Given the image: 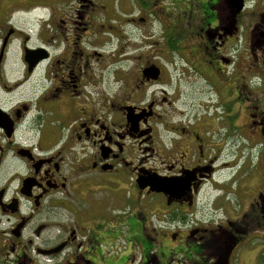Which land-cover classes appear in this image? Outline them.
<instances>
[{"label":"flooded vegetation","instance_id":"flooded-vegetation-1","mask_svg":"<svg viewBox=\"0 0 264 264\" xmlns=\"http://www.w3.org/2000/svg\"><path fill=\"white\" fill-rule=\"evenodd\" d=\"M160 4L1 0L0 264H238L264 240V0H175L179 33H136ZM151 37L190 43L204 104L176 106L161 67L136 56ZM229 127L255 138L260 167L237 215L206 222L241 168L224 163Z\"/></svg>","mask_w":264,"mask_h":264},{"label":"rangeland","instance_id":"rangeland-1","mask_svg":"<svg viewBox=\"0 0 264 264\" xmlns=\"http://www.w3.org/2000/svg\"><path fill=\"white\" fill-rule=\"evenodd\" d=\"M15 1V0H10ZM19 1V0H17ZM161 4V13L159 15H153L148 18V21L142 26V30L139 31L138 29L135 30L136 33H150L151 35H156L157 32H164L169 34H176L180 31L178 27L180 24H177L176 22V11L174 5H171L169 0H160ZM1 2V0H0ZM121 8V2L119 4ZM153 9L151 6H148ZM149 8H146L148 10ZM159 7L155 8V11L158 10ZM132 9V12L130 14H133V17L138 13V7L136 4H134V9L131 7L130 11ZM169 11V15H172V17L169 18V16L165 15L167 14L166 11ZM45 9L42 7H39L33 12H30L28 14L22 13L18 15L17 21L15 23H18V26H21L22 28H30L29 23L35 24V19L37 17L44 15ZM106 23V22H104ZM108 24V23H106ZM112 26V25H109ZM175 37V36H174ZM147 41H149L152 46L146 48L144 51H142L140 54H136V56H141V59L144 61L145 64H148L149 62L156 63L161 67L162 73H163V83H166L165 89L168 93H171L173 89V86H176V92L174 93V98L178 99V102L176 106H180L181 102H185V107L189 108H198V106H201L204 104L206 100V96H203L201 94V91H205L204 89V79L200 76V74H195V70L202 71L203 66L201 63L200 65L196 62V57L188 50L186 49L189 47L190 43L185 42L182 39H178L176 42H174L178 47L175 50H170L168 48L164 49L161 47V44L159 43L160 40H156V38H150ZM161 49V52H158V50ZM12 53L9 55V59L14 58L17 53V49L15 46L11 47ZM116 57L111 58V61H114ZM139 62V61H138ZM142 63V62H140ZM137 61L134 59H130L127 61L126 71L128 72L131 68H137L136 66ZM15 68V67H13ZM115 79V76H114ZM112 78H110V83H113ZM128 79V78H127ZM196 97H200L201 99L195 100ZM215 113V110H212ZM210 111L209 116H206L202 111H200V115H202L204 118H206L208 123H212L214 116V113ZM195 113V112H194ZM225 121V120H224ZM217 127L218 130L222 133V131L225 129L219 127L220 121H217ZM227 123V122H226ZM243 126H247L249 123L245 119L242 120ZM249 127H246L248 129ZM226 131L231 133L226 136L225 132L224 135L227 139L224 138L223 145H224V154L226 155V163L227 165L234 164V162L237 161V164L241 166L240 169H238V172L235 174V182L229 185H223V190L220 195V199L218 202L215 203L216 207H212V211H210L206 217V222H212V221H221L223 220V217L221 214L228 213L229 218H233L235 215H237L236 210L239 208V202H238V191L240 188V184L243 182L242 178L244 180V183L247 184V186H250L252 183L251 179L256 173V170L260 167V153L258 152V146L254 145L252 140L255 138H251L250 140H246V136L243 131H236L233 132L232 127L226 128ZM248 136V135H247ZM229 139V140H228ZM221 157H224L223 154ZM264 163V162H263ZM238 168V166H237ZM241 177L240 180L236 179L238 177ZM233 178V179H234ZM257 181V179H256ZM260 181V180H259ZM258 181V182H259ZM242 183V184H244ZM229 192V193H228ZM213 197H211L212 199ZM217 198V197H216ZM209 201L211 200H204V204H209ZM218 206V207H217ZM216 208V209H215ZM219 209V210H217ZM210 215V216H209ZM211 216H214L212 218ZM255 235V234H254ZM249 248L247 249L246 253L242 252L240 256V260L237 261L238 264H243L245 260L248 261V264H258L257 254L259 257V254H264V240H252L249 243ZM114 251L117 252V254L126 253L128 251L127 247L121 242L120 245L111 247ZM110 250H105L103 253L106 254ZM112 252V251H110ZM115 252V253H116ZM114 253V252H112Z\"/></svg>","mask_w":264,"mask_h":264},{"label":"water","instance_id":"water-1","mask_svg":"<svg viewBox=\"0 0 264 264\" xmlns=\"http://www.w3.org/2000/svg\"><path fill=\"white\" fill-rule=\"evenodd\" d=\"M235 7H236V10L239 11L240 7L239 6L237 7V5H235ZM145 72H147V75L151 76V78L156 79V75H157L158 71L155 68L151 67V68L147 69ZM127 118L129 121L132 122L133 117L129 112L127 113ZM149 185H150V188L152 191H156V192L161 191L160 186L162 184L155 181L154 179H152L150 181Z\"/></svg>","mask_w":264,"mask_h":264},{"label":"trees","instance_id":"trees-1","mask_svg":"<svg viewBox=\"0 0 264 264\" xmlns=\"http://www.w3.org/2000/svg\"><path fill=\"white\" fill-rule=\"evenodd\" d=\"M169 2H170V4L171 5H174V6H176L175 5V0H169ZM166 11V13L167 14H165V15H167V16H169V18L170 17H172L173 18V16L172 15H169V11H167V10H165ZM169 43V42H168ZM177 47H175L174 46V44L172 43V42H170L169 44H168V49H170V50H175ZM259 259H258V264H264V254H259V257H258Z\"/></svg>","mask_w":264,"mask_h":264}]
</instances>
